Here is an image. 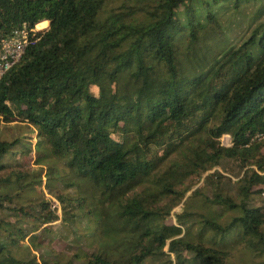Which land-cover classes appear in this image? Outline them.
Returning <instances> with one entry per match:
<instances>
[{"label":"trees","instance_id":"16d2710c","mask_svg":"<svg viewBox=\"0 0 264 264\" xmlns=\"http://www.w3.org/2000/svg\"><path fill=\"white\" fill-rule=\"evenodd\" d=\"M44 21L0 81L26 133L0 137V264H264V0H0V40Z\"/></svg>","mask_w":264,"mask_h":264},{"label":"rangeland","instance_id":"374dc122","mask_svg":"<svg viewBox=\"0 0 264 264\" xmlns=\"http://www.w3.org/2000/svg\"><path fill=\"white\" fill-rule=\"evenodd\" d=\"M44 22H46V23L39 24V29H41V28L44 29V28H48L49 27L48 26L49 22L48 21H44ZM227 27H228V33L235 34V33H237L240 30V28L242 27V24H239L238 19H234L233 21H230L229 23H227ZM7 127H8L7 129H0V137L3 138V139L11 140L14 137H17L18 135L26 134V133L23 134V132L25 131V126H23L21 124H11V125H7ZM19 129L21 131H18ZM221 144L224 147L230 146V138H229V136H223L222 139H221ZM32 169H34V166H32ZM216 170L221 172L224 176L231 177V180L233 182L236 181V176L235 175L230 176V175L224 174L222 172L223 169H222L221 166L217 167ZM212 172L213 171L211 170L209 173H212ZM199 186L200 185H198L196 187H199ZM195 188H193V190ZM44 194H45L46 198L49 199L50 202H52L53 205H56V207L58 206V204H57L55 199L51 198L46 192H44ZM189 194L190 193H188L187 196ZM39 196H41V195H39ZM263 196H264V193H263ZM185 206L186 207H189V206L190 207H196L195 209H198L200 207V203L197 200V198L196 199H190ZM183 209H184V206H183V204H181L179 207L175 208L173 212L174 213H180ZM195 209H193V210H195ZM56 211H57V214L61 216V213H62L61 210L58 208ZM109 217H110L109 220L104 221V223H103L104 227H106L108 225V222L112 220V217H111L110 214H109ZM170 223H172V224L176 223V221L174 219V215H172V221H170ZM53 225H56V229H62L63 228V226L61 228V224H58V222L54 223ZM83 227H84V229H91V225L86 224V222H83V225H81V222H80L79 223V228L81 229ZM55 244H56V247H58V249H60V250L64 249V246L61 245L62 243L56 242ZM230 264H256V263L254 261H252V258L250 257V254L246 253L244 249L236 248V249H234V257L232 258Z\"/></svg>","mask_w":264,"mask_h":264},{"label":"built area","instance_id":"2783aa9c","mask_svg":"<svg viewBox=\"0 0 264 264\" xmlns=\"http://www.w3.org/2000/svg\"><path fill=\"white\" fill-rule=\"evenodd\" d=\"M42 31L38 24L33 28L23 25L12 34L0 40V81L3 76L21 59L27 47L38 41L36 32Z\"/></svg>","mask_w":264,"mask_h":264},{"label":"clouds","instance_id":"9594fccd","mask_svg":"<svg viewBox=\"0 0 264 264\" xmlns=\"http://www.w3.org/2000/svg\"><path fill=\"white\" fill-rule=\"evenodd\" d=\"M40 24V23H39ZM44 29H47V28H44ZM43 30V29H42Z\"/></svg>","mask_w":264,"mask_h":264},{"label":"bare ground","instance_id":"6f19581e","mask_svg":"<svg viewBox=\"0 0 264 264\" xmlns=\"http://www.w3.org/2000/svg\"><path fill=\"white\" fill-rule=\"evenodd\" d=\"M38 28H39V25H38Z\"/></svg>","mask_w":264,"mask_h":264},{"label":"water","instance_id":"95a60500","mask_svg":"<svg viewBox=\"0 0 264 264\" xmlns=\"http://www.w3.org/2000/svg\"><path fill=\"white\" fill-rule=\"evenodd\" d=\"M49 26V25H48Z\"/></svg>","mask_w":264,"mask_h":264}]
</instances>
